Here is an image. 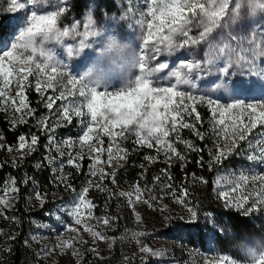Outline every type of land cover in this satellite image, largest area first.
<instances>
[{
	"label": "rangeland",
	"instance_id": "rangeland-1",
	"mask_svg": "<svg viewBox=\"0 0 264 264\" xmlns=\"http://www.w3.org/2000/svg\"><path fill=\"white\" fill-rule=\"evenodd\" d=\"M72 1L39 0V3L33 4L32 0H28L27 5H22V0H16V3L13 0H0V55L3 51H11L14 44L20 45L16 50L18 59L5 61V68L13 72V76L9 78L11 83L5 89L6 96L0 97V112L6 114L10 125L32 118L34 127L46 137L43 152L37 150L36 145L32 151H28L27 148L19 147L18 140L14 145H9L0 131V168L3 164L18 165L24 157L37 152L38 160L34 167L37 171L49 173L54 188L48 194L38 187H32L25 197L26 211H34L38 215L30 218L26 233L27 245L34 251L32 264H92L95 258H108L114 253H119V264H264V163L259 159L253 161L247 158L254 154L248 149L247 142H240L238 149L215 166L209 192L211 206L209 204L203 208L195 204L193 199H189V191L188 195H182L183 190L172 182L173 168L178 167L182 181L193 189L197 183L193 179L194 171L190 169L193 157L205 151L210 159L217 144H230V140H225V137L230 136L231 127L225 131V126L217 125L214 132L212 124L206 125L201 121L197 128L204 133V139L195 136L188 129H183L180 136L185 140H192L200 151L193 152L185 149L183 144H177L178 151L186 155V161L173 158L171 164H168L164 162V152L157 155L156 146L148 148L137 145L136 136L127 131L124 133L126 138H115L116 144L128 153L126 160H120L119 156L123 153H116L113 141L103 133L102 127L93 125L96 131L90 134V143L96 145V137L99 136L102 141L99 146L107 149L113 145V152L116 153L111 167L107 164V152L100 155L101 163L96 165L95 175L90 173V169L92 157L97 153L90 154L88 145L81 142L86 131L85 125L90 122L87 108L80 105L83 101L81 90L87 94L89 88L95 86L98 92L116 93L126 91L137 79H147L153 87L171 85L186 94L205 96L217 104L227 105L234 102L229 91L231 81L240 77L233 74L225 83V78L219 73L223 61H219L212 66H205L203 71L193 72L189 78L193 80L194 86H177L171 73L181 64L190 63L194 59L203 61L207 45L156 54L150 50L155 40L153 37L149 41V48H144L147 23L152 20L148 15L151 0H111L117 7L112 13L103 5L100 6L102 0H85L87 7L81 19L69 13ZM236 5H239L238 10ZM20 6L24 7V11L20 10ZM32 11L39 15H50L53 12H60V15L53 34H37L28 43L29 38L21 40V35L30 25L21 22L17 26L13 17L27 15L30 19ZM233 11H237L236 19L229 21L228 27L216 29L212 38L219 39L221 35L227 36L232 32L240 36L255 35L257 40H264V5L259 0H229L225 20H229ZM65 29L68 30L67 35H64ZM199 31L200 29L193 28L190 35H198ZM116 37L122 42V47L117 49L119 57L112 53L111 47ZM175 39L183 38L177 36ZM132 52L136 53L137 58L144 54L146 66L143 73L138 63L135 70L127 67L128 54ZM29 56L32 57V62L25 64L24 61ZM105 60H111L112 63L119 60L125 66V71L121 75L113 76H101L91 70L85 73L90 64ZM161 62L166 63L168 69L148 72V69ZM37 64L55 65L57 72L52 73L49 67L41 73L36 68ZM17 74L19 77L27 75V80L23 81V97L26 98L28 108H21L20 111H16L20 100V97H16ZM49 75L55 77L52 88L47 87ZM30 79L43 104L42 112H35L29 102L27 89ZM38 81L42 91L36 89ZM10 97H16L15 101ZM53 97L60 98L53 99L52 108L48 109L46 104ZM112 98L109 96V99ZM241 98L246 103H264V94L259 89L252 95ZM72 100L77 102L85 115L76 117L72 114L71 120H64L61 118V108H70L69 101ZM196 107L197 111L205 107L211 119V111L207 105L198 104ZM41 118L45 122L43 128L37 123ZM226 125H231L230 119H226ZM113 131L119 132L120 128ZM175 135L172 133L169 139L174 140ZM25 143L30 144V139L25 140ZM253 147L256 148L255 145ZM258 151L259 148H256L257 153ZM69 155L81 157L74 161V164H79L78 168L68 163ZM146 155L156 157V161H145L143 158ZM127 166L136 167L135 172L140 177L136 182H130L123 175ZM101 169L105 173H115L114 177L101 178ZM142 169H151L154 176L161 175V181L152 183L148 178L139 176ZM161 169L170 173L171 179L163 176ZM11 181L15 180L6 176L0 186V199L7 202L0 204V248L10 235L14 224L13 207L18 200L19 190ZM89 181L91 185L88 184ZM163 184L170 187L165 188ZM96 185H102L107 191H102ZM134 185L148 190L144 192L141 200H136ZM84 186L89 187L87 200L92 204V216H88L87 208L81 207L83 223L77 225L75 217L70 213L78 204V194ZM149 191L157 199L145 204L142 200L149 198ZM120 192L133 193L132 199L136 202L129 203L127 197L119 195ZM225 192L228 193L227 196L224 195ZM190 209L196 216H192ZM231 213L244 219L246 228L242 232L237 233L232 229L228 220ZM100 217L113 219L109 225H105ZM137 217L140 219L137 220ZM85 225L91 227L93 232L104 233L106 239L94 237L85 230ZM141 232L144 235H137ZM142 245L148 247L150 252H141Z\"/></svg>",
	"mask_w": 264,
	"mask_h": 264
},
{
	"label": "snow or ice",
	"instance_id": "snow-or-ice-1",
	"mask_svg": "<svg viewBox=\"0 0 264 264\" xmlns=\"http://www.w3.org/2000/svg\"><path fill=\"white\" fill-rule=\"evenodd\" d=\"M16 3V0H13ZM28 0H22V5H27ZM33 4L39 3V0H32ZM259 3L264 5V0H259ZM238 10L239 5L235 6ZM229 0H151L148 7V15L152 20L147 23V36L143 39L144 48H149V41L155 37L154 42L150 46L153 53L159 54L161 51L172 53L177 49L184 47H193L201 44L207 45V53L203 61L193 60L190 63L181 64L180 67L172 72L171 75L175 78L176 85L188 84L194 86L193 80L189 77L193 72L203 71L205 66H212L219 61H223L222 66L219 68V73L225 78L227 83L228 78L233 74L239 76V79L231 81L229 91L234 97V102L227 105L217 104L211 99H206L205 96H197L186 94L180 91L178 87H153L147 79H137L134 85H129L127 90H121L116 93H101L98 92L95 86L89 88L88 93L85 94L83 90L80 91V96L83 101L80 102L81 107L87 108V115L90 116V122L85 125L86 131L81 137V142L87 144L90 154L92 152L97 155L92 157V168L90 173L95 175L96 165L101 163L100 155L106 151L108 154L107 164L112 166V158L116 153H123L119 156L120 160L127 159V151L120 148L116 144V137H124L125 131L136 136L135 143L140 146L153 148L156 146L157 155L164 152L165 161L171 164L173 158L178 161H186V155L182 151H178L176 145L183 144L185 149L193 152L200 151L192 140H185L180 136L183 129H188L195 136L204 139V133L199 131L197 124L201 122L202 118L197 111L196 105L204 104L211 111L210 124L213 125L215 132L216 126H225V131L231 127L230 136H226L225 140H230L229 143L223 145L217 144L216 150L211 153V158L208 161L209 167L219 165L223 160L227 159L236 149L239 148L240 142H247L248 149L254 154L248 155L249 160H257L264 163V103H246L241 97L252 95L257 89L264 94V40H257L255 35L251 37L235 35L229 32L227 36L221 35L219 39L212 38V34L216 29L228 27L229 21L236 19L237 11H233L229 20H225L228 15ZM20 10L24 11V7L20 6ZM60 12H53L50 15H39L36 11L31 12V18L27 15L15 16L13 20L16 25L21 22H27L30 26L26 28L25 32L21 35V40L28 37V43L32 42V38L37 34H53L56 30L57 18ZM223 21V23H222ZM193 28L200 29L199 34L192 36L190 33ZM68 30L65 29L64 35H67ZM182 37V40H177L175 37ZM246 42V43H245ZM20 45H13L11 51H3L0 55V97L6 96L5 89L11 83L10 77L13 72L5 68L6 59L16 61V50ZM163 46V47H161ZM151 59V57H149ZM32 57L29 56L24 61L25 64H31ZM137 63L143 73L146 66L144 54L137 58ZM50 67L52 73L57 72L55 65L37 64L36 68L39 72L43 73ZM168 69L166 63H159L158 66L148 69L149 73L159 72ZM234 70H238L235 71ZM29 74L30 71H29ZM17 80L16 97H20L19 107L28 108L26 98L23 97V81L27 80V75L19 77ZM247 77V79H245ZM219 78V77H218ZM54 76L49 75L47 78V87H53ZM212 83H215L213 81ZM36 89L42 91L39 81L36 84ZM63 96V93H61ZM109 96L113 97L109 99ZM16 97H10L15 101ZM60 97L50 98L46 104L48 109L52 108L53 99ZM71 107L61 108V118L64 120H71L72 114L76 117L85 115L77 106L75 100L69 101ZM101 106L102 109L101 110ZM31 112L32 110L29 109ZM191 118V120H188ZM226 119L231 120V125H226ZM26 122V121H25ZM38 125L42 128L45 126L43 118L37 121ZM93 125L101 126L105 135L109 136L110 140L115 145L116 153L113 152V145L107 149L101 148L99 145L102 141L99 136L96 137L97 144L90 143L91 135L96 131ZM132 126V127H130ZM119 127L120 131L116 132L113 129ZM175 133L174 140L169 137ZM30 135V144H26L25 135H20L18 141L21 149L27 148L28 151L33 150V146L37 144L38 137L35 134ZM126 138V137H124ZM51 140V137L49 138ZM259 148L258 153L256 148ZM11 151V148L8 149ZM81 158L80 156L73 157L69 155L68 163L74 164V161ZM145 161H156V157L146 155L143 158ZM79 167L78 163L74 164ZM143 168L144 165H141ZM161 174L168 179H171L170 173L165 169H161ZM115 173H105L101 169V178L104 176L113 178ZM203 179V178H201ZM153 181H161V175L153 177ZM115 183V180L112 179ZM10 183L15 184V181ZM91 185V181L88 182ZM102 191H107L102 185H96ZM134 193L136 200H141L146 188H141L134 185ZM163 187L168 188L170 185L163 184ZM15 191V188H13ZM88 186H84L82 191L78 194V204H76L70 215L75 217V223L80 225L83 223L81 217V207L88 209V216H92V204L87 200ZM183 195V193H181ZM120 196L127 197L129 203H135L132 199L133 193L120 192ZM228 195L227 192L224 193ZM39 199V195L37 194ZM157 199L149 191V198L143 199L145 204L150 203L152 200ZM7 202L0 199V204ZM192 216L196 213L190 209ZM105 225H109L112 217H100ZM140 218L137 217V220ZM85 230L90 232L94 237L106 239L104 233L93 232L92 228L85 225ZM70 231H76L70 229ZM142 236L144 233H138ZM95 251V249H93ZM141 252L149 253L150 249L146 246H141ZM155 255V253H152ZM226 261V260H225Z\"/></svg>",
	"mask_w": 264,
	"mask_h": 264
},
{
	"label": "trees",
	"instance_id": "trees-1",
	"mask_svg": "<svg viewBox=\"0 0 264 264\" xmlns=\"http://www.w3.org/2000/svg\"><path fill=\"white\" fill-rule=\"evenodd\" d=\"M108 10L110 13L116 11V5L111 0H102L100 6ZM85 0H73L71 10L69 13L73 14L74 17L81 19L86 10ZM29 102L32 104L33 109L38 111H44L42 108L43 104L40 102L38 93L35 91L33 86V81L30 79V84L27 89ZM201 115L202 122L208 124L210 120V113L205 107L198 109ZM26 121V122H25ZM0 131L3 134L5 141L9 145H14L20 135H25L26 140L30 139L29 134H35L38 137V142L36 144V149L43 152V146L46 142V137L43 133L37 130L33 125V119L29 118L24 121H19L14 125H10L6 119V114L0 112ZM36 153L34 152L29 157H24L22 161L15 166H9L3 164L0 168V186L6 176H10L15 180L16 187L19 190L18 200L13 207L14 211V224L12 229H10V235L7 238V242L4 243L2 248H0V264H32L34 260V251L30 246L27 245L28 239L26 233L29 229V221L31 217L38 216L34 211H26L25 208V197L28 194L30 188L38 187L41 191H45L50 194L53 191L51 185V178L47 171H37L34 167L36 160ZM205 151L199 152L193 157L190 169L194 171V178L197 183L194 184L193 189L188 187V183L182 181V177L179 172L178 167L173 168V181L184 194L189 191V199H193L195 204L202 206L203 208L211 206L209 192L212 187V182L214 178L215 166L209 167V161ZM136 167L127 166L123 175L129 178L130 182H136L140 177H137L135 172ZM140 175L144 178H148L150 182L153 183V171L147 169L140 171ZM203 178V179H201ZM26 182V185H23ZM35 185V186H34ZM191 189V190H190ZM188 195V194H187ZM229 223L232 229L239 233L245 229L244 219L231 213L228 217ZM121 263L119 259V253H114L108 258H95L92 264H119Z\"/></svg>",
	"mask_w": 264,
	"mask_h": 264
},
{
	"label": "clouds",
	"instance_id": "clouds-1",
	"mask_svg": "<svg viewBox=\"0 0 264 264\" xmlns=\"http://www.w3.org/2000/svg\"><path fill=\"white\" fill-rule=\"evenodd\" d=\"M112 53L119 57L120 53L117 51L118 48L122 47V42L119 41V38H115V43L111 45ZM137 63V55L135 52L128 54V64L127 67L135 70ZM91 70L92 73L99 74L101 76H113L121 75L125 71V66L123 63L118 60L117 63H112L111 60H105L101 63L90 64L85 73L87 74Z\"/></svg>",
	"mask_w": 264,
	"mask_h": 264
}]
</instances>
